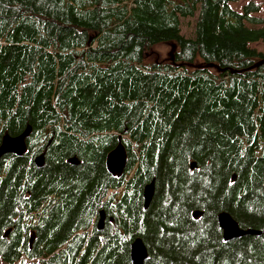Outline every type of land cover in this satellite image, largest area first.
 <instances>
[{"label": "trees", "instance_id": "obj_1", "mask_svg": "<svg viewBox=\"0 0 264 264\" xmlns=\"http://www.w3.org/2000/svg\"><path fill=\"white\" fill-rule=\"evenodd\" d=\"M235 1L0 0V139L31 126L0 158V264H131L135 237L144 264H264L263 2ZM222 211L263 232L224 240Z\"/></svg>", "mask_w": 264, "mask_h": 264}, {"label": "water", "instance_id": "obj_2", "mask_svg": "<svg viewBox=\"0 0 264 264\" xmlns=\"http://www.w3.org/2000/svg\"><path fill=\"white\" fill-rule=\"evenodd\" d=\"M264 63V59L259 60L254 66H259ZM208 67H212L213 64H208ZM31 132V126L27 125L25 129L15 136H11L5 132L0 140V158L5 154H14L17 156L23 155L27 151L26 139ZM71 164H77L78 160L75 157L69 159ZM36 166L41 167L43 164V154H40L34 158ZM106 168L114 176H121L123 174L126 165V150L121 141V135L118 136V142L116 146L110 150L105 158ZM195 166V162L191 163V168ZM234 178V176H233ZM154 195V179L147 183L142 192L143 208L146 209ZM201 214L200 211L195 210L193 216L196 218ZM99 219L97 227L102 228L104 212H99ZM218 226L222 230V237L224 240H231L244 236L246 234H261L263 231L252 228H241L238 222L225 211L220 212L217 215ZM148 256L146 246L140 237H135L130 243L129 258L131 264H144Z\"/></svg>", "mask_w": 264, "mask_h": 264}, {"label": "rangeland", "instance_id": "obj_3", "mask_svg": "<svg viewBox=\"0 0 264 264\" xmlns=\"http://www.w3.org/2000/svg\"><path fill=\"white\" fill-rule=\"evenodd\" d=\"M258 1L263 2L262 7L259 11L253 13L252 15L260 17L262 18V20H264V0H258ZM230 3L233 9L237 11H241L243 5L246 3V0H237L235 2H230ZM197 14L198 12H195V14L192 17L181 18V32L184 36L186 37L194 36ZM246 25L255 28L261 27V25H254L249 22H246ZM249 45L250 47L255 48L257 51L262 52L264 54V41L252 42ZM173 48L174 46L168 43H160L153 47L154 51L159 55L160 58L172 57V55L175 53L174 51H176Z\"/></svg>", "mask_w": 264, "mask_h": 264}]
</instances>
